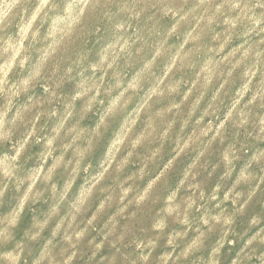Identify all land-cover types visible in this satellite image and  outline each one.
<instances>
[{
    "label": "clouds",
    "instance_id": "clouds-1",
    "mask_svg": "<svg viewBox=\"0 0 264 264\" xmlns=\"http://www.w3.org/2000/svg\"><path fill=\"white\" fill-rule=\"evenodd\" d=\"M0 264H264V0H0Z\"/></svg>",
    "mask_w": 264,
    "mask_h": 264
}]
</instances>
